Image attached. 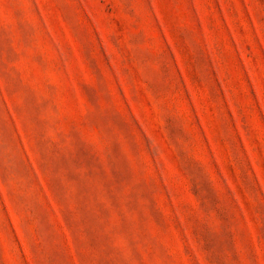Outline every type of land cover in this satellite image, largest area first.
<instances>
[{"label":"rangeland","instance_id":"374dc122","mask_svg":"<svg viewBox=\"0 0 264 264\" xmlns=\"http://www.w3.org/2000/svg\"><path fill=\"white\" fill-rule=\"evenodd\" d=\"M0 264H264V0H0Z\"/></svg>","mask_w":264,"mask_h":264}]
</instances>
